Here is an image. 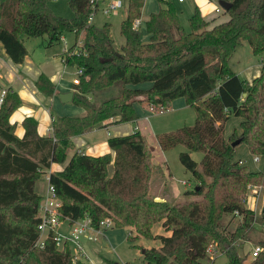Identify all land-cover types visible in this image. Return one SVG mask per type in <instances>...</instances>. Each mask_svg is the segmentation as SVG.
Returning <instances> with one entry per match:
<instances>
[{
    "label": "trees",
    "instance_id": "trees-1",
    "mask_svg": "<svg viewBox=\"0 0 264 264\" xmlns=\"http://www.w3.org/2000/svg\"><path fill=\"white\" fill-rule=\"evenodd\" d=\"M157 1L159 10L145 23L148 42L143 43L141 32L132 28L143 1L128 0L120 25L124 44L118 51L110 25L98 28L88 22L90 0H68L70 20L54 15L49 0H0V44L16 65L27 55L24 37L45 36L52 46L66 33L75 35L76 43L63 60L66 67L82 70L72 104L84 111L81 117L56 118L49 137L39 136L36 121L27 118L18 138L9 118L19 99L7 91L0 107V264H86L70 247L59 250L55 231L48 233L43 246L38 244L43 196L35 191L36 182L52 164L66 161L72 138L106 122L136 121V103L165 112L179 98L193 110L194 125L158 134L156 141L162 151L179 145L187 150L179 161L198 184L183 193L184 199L157 201L151 192L150 147L146 137L135 132L108 139L113 158L75 153L62 171L49 174L48 184L61 202L60 221L88 218L97 226L109 218L116 228H131L134 239L157 241V247L144 249L143 264H205L209 246L224 255L227 264H264V208L257 216L242 203L248 187L264 188V172L234 160L231 146L240 140L250 155L264 157V64L250 84L229 65L242 43L254 56L264 54V0H232L227 21L211 28L195 8L189 31L171 0ZM144 83L151 87L135 88ZM36 87L47 96L54 93L44 76ZM232 116L242 118L240 134L225 139L224 124ZM194 152L202 153L199 162L189 154ZM158 223L166 235L152 234ZM257 227L261 237L255 245L261 252L246 262L249 253L242 254V244L252 241Z\"/></svg>",
    "mask_w": 264,
    "mask_h": 264
},
{
    "label": "rangeland",
    "instance_id": "rangeland-1",
    "mask_svg": "<svg viewBox=\"0 0 264 264\" xmlns=\"http://www.w3.org/2000/svg\"><path fill=\"white\" fill-rule=\"evenodd\" d=\"M121 1V6L112 13L105 15L103 10L107 5V1L100 0L98 3L97 11L94 12L93 20L91 24L95 27L101 28L105 24L110 25L111 28V38L113 40L114 47L116 50L120 51L121 46L124 44V39L120 34V25L121 22L125 19L127 12L128 0H119ZM143 8L141 10L140 16V32L141 40L143 43L148 42V36L145 29V23L149 15L157 13L159 10V3L157 0H142ZM174 8L179 15L181 25L186 31H189V19L194 13V9L191 3V0H185L183 4L177 3V0H171ZM48 6L52 13L57 17L70 20L73 18V12L68 7V0H49ZM222 15H225V11L220 7ZM45 37V36H44ZM41 38V37H40ZM46 38V37H45ZM28 39L26 37L23 38ZM64 41H60L58 45H55L57 49L70 48L74 46L75 35L73 33H66L63 37ZM80 45V42L78 46ZM75 78V72L67 80L72 81ZM151 87L150 83L140 84L135 86L138 89H149ZM184 99L179 98L174 100L170 108L163 112H154L146 108L145 104L139 105L136 103L134 105V110L137 115V121L139 122L140 130L144 133L146 140L148 141V146L150 147L149 154L151 156V162L154 167L152 181H151V192L157 197V201L162 202L163 200H168L170 203L182 201L183 193L187 190H191L198 183L194 180L192 174L188 172L180 163L179 155L182 152H187L186 148L182 145H179L175 148L169 149L167 151H162L157 146L156 136L162 133L174 132L183 127H191L195 122V114L190 107H184ZM58 104H60L58 102ZM68 106V105H67ZM72 110L76 111L77 107L73 105ZM242 118L239 117H230V119L224 124V138L228 139L234 132L240 134V123ZM151 144V146H150ZM156 144V146L154 145ZM154 146V147H153ZM151 148H153L151 150ZM155 148V150H154ZM234 151V160L241 161L244 166L249 170L254 172H264V158L254 157L250 155L247 151L244 144H238L235 147ZM191 158L196 162H199L202 158V153L194 152L189 153ZM257 158L258 161L255 162L254 159ZM113 170H108L111 175ZM184 183V185H183ZM47 182L45 176L42 175L39 180L36 182L35 191L41 196L46 194ZM173 191V192H172ZM178 191V199L172 198V193ZM45 192V193H44ZM258 198L256 201V214L259 216V213L264 208V189L258 192ZM43 195V196H44ZM189 199H196L195 197H190ZM252 203V199L249 201ZM42 204V201L40 205ZM229 220V217L227 218ZM57 232L59 234L69 233L68 222L63 221ZM106 239L98 240L97 243L90 245V254L89 258L86 257V264H143V251L144 249L157 247L158 242L150 239H143L137 237L136 233L127 227L116 228L106 230L105 232ZM128 234H130L132 239L128 240ZM152 234L156 235H166L163 231L161 224L158 223L153 226ZM261 237L259 233V228L257 227L256 231L252 234V241L244 242L243 253H249L248 259L246 262H250V252L252 247L255 245L256 240ZM99 238V237H98ZM71 251H74L70 247ZM78 256H76L77 258ZM211 255H206L204 261L205 264H209ZM79 258V257H78ZM215 264H227V260L224 255L218 253Z\"/></svg>",
    "mask_w": 264,
    "mask_h": 264
},
{
    "label": "crops",
    "instance_id": "crops-1",
    "mask_svg": "<svg viewBox=\"0 0 264 264\" xmlns=\"http://www.w3.org/2000/svg\"><path fill=\"white\" fill-rule=\"evenodd\" d=\"M226 1L231 2L232 0ZM184 2L185 0L183 2L177 1L179 4ZM191 3L193 9L197 8L202 18L209 23V28L228 19L227 15L221 14L222 11L219 10L218 0H191ZM216 10H219V12H216ZM61 40L64 41L63 38ZM23 44L27 55L23 62L18 65L12 63L6 55L2 44H0V88L15 94L19 99V105L11 114L9 122L14 126V133L18 138H21L24 134L22 122L27 118H32L36 121L39 136L49 137L52 134V123L56 118L63 116L81 117L84 114L81 108L77 107L76 111L72 110V106H69L73 105L72 102L63 104L59 99L60 94H74V85L67 78L71 77L75 70L74 68L66 67L63 60V54L69 48L64 47L63 50L55 48V45L59 43L48 46L45 37L24 39ZM263 64L264 54L254 56L247 43H242L236 49L229 62L234 74L249 84L260 75ZM40 76L46 77L54 86L52 96L43 94L36 87V82ZM143 106L148 108L146 105ZM183 106L187 107L185 101ZM148 109L152 111L150 108ZM105 124V127L94 128L90 132L72 138L73 148L67 151L66 161L62 164H52L50 169L43 174L47 184L49 174L62 171L75 153L92 157L110 154L113 158L114 153L108 147L109 138L128 136L135 132L144 135L137 120L121 124L111 122H106ZM154 145L156 146V144ZM108 170H113L112 163L108 166ZM180 195L177 191L172 193V198L178 199ZM100 239L102 241L106 239L105 233L98 238V240ZM98 240L96 242L82 241L88 258L91 250L90 245L97 243Z\"/></svg>",
    "mask_w": 264,
    "mask_h": 264
},
{
    "label": "built area",
    "instance_id": "built-area-1",
    "mask_svg": "<svg viewBox=\"0 0 264 264\" xmlns=\"http://www.w3.org/2000/svg\"><path fill=\"white\" fill-rule=\"evenodd\" d=\"M107 1V5L103 12L105 15L109 13L115 12L120 6L121 1L119 0H105ZM178 2H183L184 0H177ZM100 0H90V4L92 7V13L88 17V22L91 23L93 20L94 12L97 11L98 3ZM220 10V9H219ZM216 10V12H219ZM141 22L140 19L134 20L132 24V28L134 30H140ZM82 74L81 69L75 70V78L72 80L73 85H77L79 83V76ZM7 94L6 89L0 88V107L4 102L5 96ZM163 113V112H159ZM255 162L258 161L257 158L254 159ZM48 180V178H47ZM184 185V183H183ZM264 189L261 186H251L248 187L247 194L242 199V203L249 210H252L256 215V201L258 198V192ZM252 199V203L249 201ZM61 207V202L57 198L55 194V190L53 186L47 184L46 194L42 198V204L39 207V216L40 223L38 225V230L40 231L38 244L43 246L44 240L47 238L48 233L50 231H55L56 236L54 238V242L59 250H63L65 246L72 247L74 249L73 255L78 256L79 258H86L87 254L83 248V240H87L88 242H96L98 237L103 236L106 230L112 229L114 227L113 221L109 218L101 220L97 226H92L91 222L88 218L83 220H78L74 222H68L69 233L59 234L57 229L59 225L62 223L60 221L61 215L59 212V208ZM237 215V213H235ZM261 252V248L257 245H254L250 252L251 260L256 258L258 254ZM206 255H211L209 264H215L218 252L214 250L212 246H209L206 251ZM77 257V258H78ZM87 259V258H86Z\"/></svg>",
    "mask_w": 264,
    "mask_h": 264
},
{
    "label": "water",
    "instance_id": "water-1",
    "mask_svg": "<svg viewBox=\"0 0 264 264\" xmlns=\"http://www.w3.org/2000/svg\"><path fill=\"white\" fill-rule=\"evenodd\" d=\"M218 5L226 12L230 9L231 3L226 0L218 1ZM60 102L63 104L70 103L73 100V93H66L59 95ZM240 144V140L234 141L231 146L234 148L236 145ZM153 148H151L152 150ZM144 252V251H143Z\"/></svg>",
    "mask_w": 264,
    "mask_h": 264
}]
</instances>
